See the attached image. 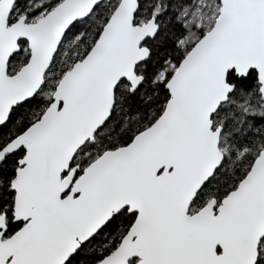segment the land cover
Here are the masks:
<instances>
[{
  "label": "snow or ice",
  "instance_id": "snow-or-ice-1",
  "mask_svg": "<svg viewBox=\"0 0 264 264\" xmlns=\"http://www.w3.org/2000/svg\"><path fill=\"white\" fill-rule=\"evenodd\" d=\"M0 264H264V0H0Z\"/></svg>",
  "mask_w": 264,
  "mask_h": 264
}]
</instances>
